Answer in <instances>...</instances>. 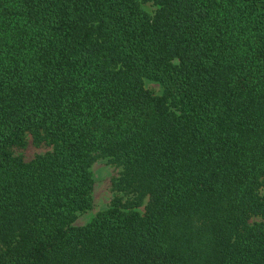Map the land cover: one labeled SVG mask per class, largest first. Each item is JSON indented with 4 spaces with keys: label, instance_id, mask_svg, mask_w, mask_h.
<instances>
[{
    "label": "trees",
    "instance_id": "1",
    "mask_svg": "<svg viewBox=\"0 0 264 264\" xmlns=\"http://www.w3.org/2000/svg\"><path fill=\"white\" fill-rule=\"evenodd\" d=\"M263 187L264 0H0V264H264Z\"/></svg>",
    "mask_w": 264,
    "mask_h": 264
},
{
    "label": "rangeland",
    "instance_id": "2",
    "mask_svg": "<svg viewBox=\"0 0 264 264\" xmlns=\"http://www.w3.org/2000/svg\"><path fill=\"white\" fill-rule=\"evenodd\" d=\"M142 7L147 12L153 13L156 5L152 2H145L142 3ZM145 85L149 90L155 93L161 92L160 85L153 80H146ZM46 149V146H35L28 138L25 146L15 147L14 150L16 154L28 160L35 154L44 152ZM92 171L94 178V188L92 192L93 206L87 212L78 215L75 221L77 225L87 223L97 212L107 208L114 195L110 187V180L113 176L117 175L118 168L108 163L105 158H100L93 163ZM261 191L264 192V187Z\"/></svg>",
    "mask_w": 264,
    "mask_h": 264
}]
</instances>
